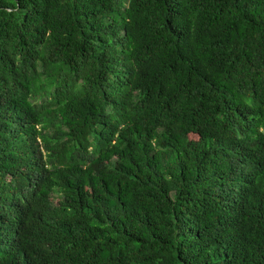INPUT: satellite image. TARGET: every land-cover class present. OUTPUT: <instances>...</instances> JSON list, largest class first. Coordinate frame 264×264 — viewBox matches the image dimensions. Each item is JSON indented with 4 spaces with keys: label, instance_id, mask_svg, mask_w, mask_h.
Masks as SVG:
<instances>
[{
    "label": "trees",
    "instance_id": "16d2710c",
    "mask_svg": "<svg viewBox=\"0 0 264 264\" xmlns=\"http://www.w3.org/2000/svg\"><path fill=\"white\" fill-rule=\"evenodd\" d=\"M0 264H264V0H0Z\"/></svg>",
    "mask_w": 264,
    "mask_h": 264
}]
</instances>
